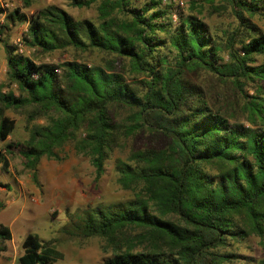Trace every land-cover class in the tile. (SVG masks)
I'll return each mask as SVG.
<instances>
[{"label": "trees", "instance_id": "obj_1", "mask_svg": "<svg viewBox=\"0 0 264 264\" xmlns=\"http://www.w3.org/2000/svg\"><path fill=\"white\" fill-rule=\"evenodd\" d=\"M136 1H71L78 8L96 5L97 24L75 20L55 6L31 16L18 9L5 16L10 25L27 24V48L109 54L125 62L127 74L143 80L136 90L114 69L115 62L106 67L65 62L58 76L56 67L36 65L5 44L8 81L18 95L0 92V142L13 130L5 111L32 107L47 125L25 144L5 145L4 153L15 147L35 179L41 158H56L54 149L76 140L81 129L84 137L75 148L90 157L99 179L121 136L160 133L169 140L168 148L137 150L116 161L117 182L134 198L89 207L68 232L104 242L103 250L111 254L104 264H218L226 257L215 251L228 241H242L249 233L264 237V99L251 97L250 126L230 123L204 103L187 73L201 69L231 82L241 94L248 85L261 92L264 63L256 65V58H264V32L250 18L264 15V0H223L237 22L224 44L226 58L203 21L182 16L162 0H149L140 9ZM172 14L178 17L175 25ZM118 110L129 112L126 123L113 118ZM4 153L0 164L6 173ZM11 239L9 229L0 226V252ZM135 242L146 249L138 250ZM22 249L19 264H53L63 258L35 234L25 237Z\"/></svg>", "mask_w": 264, "mask_h": 264}, {"label": "rangeland", "instance_id": "obj_2", "mask_svg": "<svg viewBox=\"0 0 264 264\" xmlns=\"http://www.w3.org/2000/svg\"><path fill=\"white\" fill-rule=\"evenodd\" d=\"M72 0H0L3 14L0 15V92L18 90L8 81L5 44L15 48L16 53L24 55L36 65L47 64L57 68L58 76L62 75V64L76 62L88 66L106 67L108 62H115L114 69L125 75L127 83L139 90L142 77L126 73L125 62L112 55L96 51H77L66 49L51 53H43L38 49L27 48L23 37L27 33L26 23L10 25L5 16L18 9L22 14L31 16L37 11L55 6L65 11L75 20H89L98 23L97 6L78 8L71 5ZM149 0H137L136 7L142 8ZM163 5H172L182 16L193 15L203 21L209 33L222 45L237 26L230 8L223 0H162ZM192 4L194 6H192ZM173 24L178 23L176 14L171 15ZM250 22L260 32H264V15L250 18ZM165 36L164 34H159ZM236 47L239 48V40ZM20 49L22 52H20ZM226 51L221 55L226 58ZM169 60L173 54H167ZM264 63L263 57L256 58V65ZM187 80L196 86L204 103L213 111L220 113L230 123L250 126L248 121L251 97L264 99V89L256 94L253 85L244 88L243 94L231 82H222L210 73L197 69L187 73ZM264 88V86H263ZM195 103V99H191ZM129 112L118 110L113 118L126 123ZM13 123V130L5 142H0V152L4 153L7 144H25L30 136L40 127L47 125L48 120L36 109L25 107L19 110H6L4 114ZM256 121V127L261 122ZM80 129L76 140L83 138ZM76 140H68L54 149L56 158L44 156L36 169V178L24 167L15 147L10 153H4L7 161V172L1 170L0 164V226L10 225L12 239L5 243L6 249L0 252V264H19L23 254L22 242L28 234H35L43 244L53 246L63 258L53 264H104L111 256L103 250L104 242L100 239H81L70 234V223L89 207L109 205L127 201L133 197L117 182L118 174L115 164L118 159L124 160L131 152L143 149L162 150L169 147V140L163 135L152 131H141L131 137L121 136V146L115 149L106 159L103 174L96 179L95 169L90 157L75 148ZM215 173V171L211 172ZM236 221L244 229L242 218ZM7 223V224H6ZM67 230V231H66ZM70 231V232H68ZM133 232L130 234H135ZM131 235V236H133ZM138 250L144 251L146 245L136 244ZM215 254L226 258L218 264H260L264 258V237L249 233L242 241H228ZM234 255V256H227Z\"/></svg>", "mask_w": 264, "mask_h": 264}, {"label": "crops", "instance_id": "obj_3", "mask_svg": "<svg viewBox=\"0 0 264 264\" xmlns=\"http://www.w3.org/2000/svg\"><path fill=\"white\" fill-rule=\"evenodd\" d=\"M7 224V223H6ZM4 226H6L8 229H9V231H10V233H11V238H12V229H11V226L8 224V225H4Z\"/></svg>", "mask_w": 264, "mask_h": 264}, {"label": "built area", "instance_id": "obj_4", "mask_svg": "<svg viewBox=\"0 0 264 264\" xmlns=\"http://www.w3.org/2000/svg\"><path fill=\"white\" fill-rule=\"evenodd\" d=\"M20 52H22V50L20 49Z\"/></svg>", "mask_w": 264, "mask_h": 264}]
</instances>
